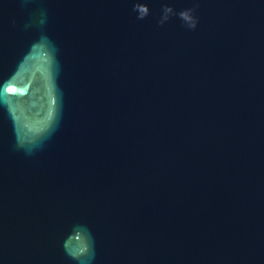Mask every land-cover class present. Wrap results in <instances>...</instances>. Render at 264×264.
<instances>
[{
    "label": "water",
    "instance_id": "water-1",
    "mask_svg": "<svg viewBox=\"0 0 264 264\" xmlns=\"http://www.w3.org/2000/svg\"><path fill=\"white\" fill-rule=\"evenodd\" d=\"M0 264H264V0H0Z\"/></svg>",
    "mask_w": 264,
    "mask_h": 264
}]
</instances>
